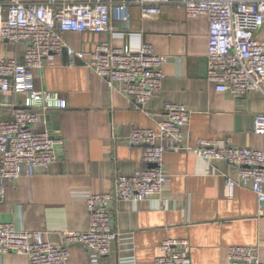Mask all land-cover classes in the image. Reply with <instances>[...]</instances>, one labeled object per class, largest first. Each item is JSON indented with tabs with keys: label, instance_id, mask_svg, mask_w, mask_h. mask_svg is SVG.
I'll list each match as a JSON object with an SVG mask.
<instances>
[{
	"label": "crops",
	"instance_id": "crops-1",
	"mask_svg": "<svg viewBox=\"0 0 264 264\" xmlns=\"http://www.w3.org/2000/svg\"><path fill=\"white\" fill-rule=\"evenodd\" d=\"M161 8L159 15L145 18L137 0H111L108 32L65 33L68 44L86 54L100 41L132 50L151 43L156 53L169 57L161 90L143 110L125 95L109 91L105 81L84 65H70L65 51L55 55L54 62L37 72L35 85L67 100L66 108L57 109L59 130L52 132L63 141V149L48 170L6 181L0 221L41 230L54 244L62 243L65 230H87L86 194L108 191L118 173L132 174L146 165L143 145L130 146L119 137L134 126L157 130L168 102L191 109L187 131L192 143L199 137L229 138L231 145L264 150V135L253 131L256 115L264 112V96L253 91L234 97L218 91L206 78L208 16L189 17L175 3ZM257 38L264 39V26ZM25 49V43L0 40V58L23 61ZM23 101V95L0 91V120L10 118ZM41 120L36 128L46 129ZM164 163L170 180L161 197L113 202L119 231L114 251L100 257L75 243L67 264H151L167 238L190 241L188 264H227L230 245H255L264 239L258 197L251 189L228 187L226 175L232 167L227 162L211 165L183 149H167ZM259 254L264 263V248ZM0 264H29V259L8 253Z\"/></svg>",
	"mask_w": 264,
	"mask_h": 264
},
{
	"label": "built area",
	"instance_id": "built-area-1",
	"mask_svg": "<svg viewBox=\"0 0 264 264\" xmlns=\"http://www.w3.org/2000/svg\"><path fill=\"white\" fill-rule=\"evenodd\" d=\"M145 18L155 17L162 5L175 3L185 8L189 17L209 18L207 75L218 91L234 97L253 91L264 96V39L257 34L264 26V0H137ZM128 19V15L124 16ZM111 0H45L23 2L0 1V40L25 43L23 61L0 58V91L24 96L12 116L0 120V201L5 197L6 181L30 178L48 170L58 160L63 141L49 129L36 128L48 109H63L68 103L57 91L38 89L37 72L66 52L69 64H81L99 75L111 92H118L147 109L148 102L159 93L168 55L155 52L151 43L132 50L128 45L116 47L100 41L94 52L75 50L65 39L69 31L105 33L110 29ZM191 109L186 104L168 102L158 129L134 126L119 137L130 146L143 145L145 167L132 174L118 173L112 187L102 193L86 194L89 228L65 230L62 243L45 239L41 230L0 221V262L8 253L26 254L29 264H67L70 246L81 243L87 251L100 257L110 255L118 239L114 226L113 202L144 201L161 197L170 177L164 163L167 149L185 150L216 165L227 162L232 172L226 175L228 187L248 188L258 197L259 212H264V150L231 145L229 138L199 137L190 141L187 131ZM253 131L264 135V112L256 115ZM114 138H117L114 136ZM167 141L169 145H165ZM264 239L255 245L228 247L227 264H264L260 250ZM190 241L167 238L160 254L151 264H188Z\"/></svg>",
	"mask_w": 264,
	"mask_h": 264
},
{
	"label": "water",
	"instance_id": "water-1",
	"mask_svg": "<svg viewBox=\"0 0 264 264\" xmlns=\"http://www.w3.org/2000/svg\"><path fill=\"white\" fill-rule=\"evenodd\" d=\"M57 111V109H48L44 114L41 115V121L46 123L47 129H49L51 132L59 130ZM53 137L58 139L56 135H53Z\"/></svg>",
	"mask_w": 264,
	"mask_h": 264
}]
</instances>
